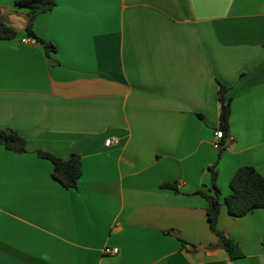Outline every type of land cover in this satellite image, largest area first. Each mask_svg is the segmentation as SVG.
Returning <instances> with one entry per match:
<instances>
[{"label": "crops", "instance_id": "0c3cea01", "mask_svg": "<svg viewBox=\"0 0 264 264\" xmlns=\"http://www.w3.org/2000/svg\"><path fill=\"white\" fill-rule=\"evenodd\" d=\"M16 1L0 0L17 31L0 38V129L29 150L0 144V264H264V208L223 204L218 227L244 251L231 258L198 193L212 165L223 200L241 166L264 176V0H55L34 21L50 55ZM38 149L80 155L78 187Z\"/></svg>", "mask_w": 264, "mask_h": 264}, {"label": "trees", "instance_id": "16d2710c", "mask_svg": "<svg viewBox=\"0 0 264 264\" xmlns=\"http://www.w3.org/2000/svg\"><path fill=\"white\" fill-rule=\"evenodd\" d=\"M16 4L20 7L29 9L28 24L26 27L27 34L30 38L43 45L46 53L56 51V45L42 37L34 30L35 18L44 12L52 10L56 6L55 0H17ZM17 35L16 29L10 26L4 19L0 9V38L12 39ZM229 87L224 84L220 85L218 91V100L220 104V128L224 130L225 138L230 136V120L232 115V100L228 97ZM227 139H225L226 141ZM0 144L6 149L17 152H28L27 140L16 130L0 129ZM36 153L39 157L50 160L53 163V177L66 188H77L79 179L82 175V159L80 155L74 154L69 159H63L51 152L38 149ZM211 172V186L207 193L203 190L198 191L207 198V214L210 227L218 237V242L214 246H221L229 253L231 258H240L244 256L238 241L228 237L218 227L223 204H226L230 213L235 217H242L256 208H264V176L254 166H241L237 169L231 180V193L222 199V193L217 186V170L212 165L209 168ZM163 187H169L177 190V185L165 183Z\"/></svg>", "mask_w": 264, "mask_h": 264}, {"label": "built area", "instance_id": "2783aa9c", "mask_svg": "<svg viewBox=\"0 0 264 264\" xmlns=\"http://www.w3.org/2000/svg\"><path fill=\"white\" fill-rule=\"evenodd\" d=\"M230 137L225 138V133L222 128H217L214 133V147L216 149H222L225 144V139H228ZM113 141L111 139L107 140V145L112 144ZM106 253L110 254H118L119 253V247H106L105 248Z\"/></svg>", "mask_w": 264, "mask_h": 264}]
</instances>
